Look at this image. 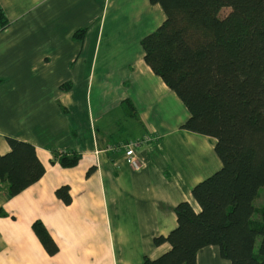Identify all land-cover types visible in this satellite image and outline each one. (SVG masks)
Masks as SVG:
<instances>
[{"label":"crops","instance_id":"0c3cea01","mask_svg":"<svg viewBox=\"0 0 264 264\" xmlns=\"http://www.w3.org/2000/svg\"><path fill=\"white\" fill-rule=\"evenodd\" d=\"M0 5L10 23L0 33V154L15 138L33 144L46 168L15 197L0 180V264L161 257L171 246L154 239L177 227L175 208L185 201L197 207L193 188L222 167L216 139L182 129L189 111L144 60L141 42L163 24L164 11L150 0ZM146 136L158 140L138 148L142 168L135 171L122 146ZM74 154L81 157L75 167L60 165L62 155ZM65 185L70 205L56 195ZM37 221L57 254L35 234ZM197 264L231 263L208 247Z\"/></svg>","mask_w":264,"mask_h":264},{"label":"trees","instance_id":"16d2710c","mask_svg":"<svg viewBox=\"0 0 264 264\" xmlns=\"http://www.w3.org/2000/svg\"><path fill=\"white\" fill-rule=\"evenodd\" d=\"M166 16L144 37V60L176 93L189 118L182 129L216 139L221 169L197 184L175 208L177 227L154 239L171 249L145 264H197L202 249L218 247L231 264H264V0H150ZM230 9L222 16L223 9ZM0 5V33L9 26ZM83 31L76 34L82 37ZM0 180L15 197L40 181L46 168L33 144L8 138ZM79 155H62L75 167ZM91 171L89 172V174ZM66 205L69 186L56 191ZM33 229L50 255L59 249L41 221Z\"/></svg>","mask_w":264,"mask_h":264},{"label":"built area","instance_id":"2783aa9c","mask_svg":"<svg viewBox=\"0 0 264 264\" xmlns=\"http://www.w3.org/2000/svg\"><path fill=\"white\" fill-rule=\"evenodd\" d=\"M157 140H158L157 137L146 136L144 138L128 141L126 144H123L122 148L127 158V162L132 167L133 170L140 171L142 168L141 163L138 159V154H137L138 148L143 145L153 143ZM113 149L115 148H112V150Z\"/></svg>","mask_w":264,"mask_h":264},{"label":"rangeland","instance_id":"374dc122","mask_svg":"<svg viewBox=\"0 0 264 264\" xmlns=\"http://www.w3.org/2000/svg\"><path fill=\"white\" fill-rule=\"evenodd\" d=\"M230 9L228 8H225L222 10L221 12V15L224 17V16H227L229 13H230ZM86 118V116H84ZM125 123V122H124ZM131 131L135 134L137 133L138 131V124L137 123H133L131 125ZM218 170H216L215 172H213L210 176H212L213 174H215ZM209 176V177H210ZM255 207H264V188L261 189L260 191V195L259 197L255 200V203H254Z\"/></svg>","mask_w":264,"mask_h":264}]
</instances>
